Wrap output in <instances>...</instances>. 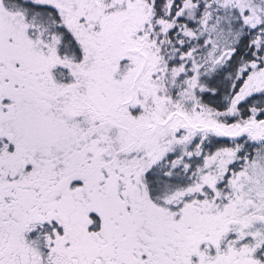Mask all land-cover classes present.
<instances>
[{"label": "snow or ice", "instance_id": "snow-or-ice-1", "mask_svg": "<svg viewBox=\"0 0 264 264\" xmlns=\"http://www.w3.org/2000/svg\"><path fill=\"white\" fill-rule=\"evenodd\" d=\"M0 264H264V0H0Z\"/></svg>", "mask_w": 264, "mask_h": 264}]
</instances>
